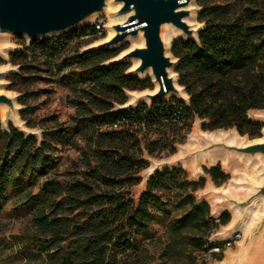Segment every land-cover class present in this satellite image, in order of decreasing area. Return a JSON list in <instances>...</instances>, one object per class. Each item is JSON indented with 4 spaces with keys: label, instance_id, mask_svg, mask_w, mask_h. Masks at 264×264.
<instances>
[{
    "label": "trees",
    "instance_id": "obj_1",
    "mask_svg": "<svg viewBox=\"0 0 264 264\" xmlns=\"http://www.w3.org/2000/svg\"><path fill=\"white\" fill-rule=\"evenodd\" d=\"M197 6L204 25L198 41L178 38L171 46L188 102L171 98L125 109L127 93L152 91V80L130 74L128 63H111L122 50H82L105 38L95 25L10 53L24 82L65 86L75 108L69 123L49 118L41 139L11 123L5 129L0 118V200H17L15 209L28 212L33 225L32 232L14 237L22 259L33 264L223 260L226 241L211 237L230 223L231 214L215 217L208 201L197 197L206 177L191 179L181 166L165 168L150 176L138 198L132 193L150 166L144 152L174 154L180 133L196 119L204 121L203 131L261 136L263 124L248 114L264 110V0H197ZM19 102L26 105L25 98ZM21 118L33 128L27 110ZM149 135L160 139L147 140ZM64 149L79 157L62 181L57 172ZM204 172L218 187L230 179L221 164ZM7 248L17 253L0 242V250ZM217 248L220 252L213 251Z\"/></svg>",
    "mask_w": 264,
    "mask_h": 264
},
{
    "label": "water",
    "instance_id": "obj_2",
    "mask_svg": "<svg viewBox=\"0 0 264 264\" xmlns=\"http://www.w3.org/2000/svg\"><path fill=\"white\" fill-rule=\"evenodd\" d=\"M108 3L117 6L113 12L118 17H123V24L111 25L115 32L112 38L97 42L84 51L117 50L124 46L129 38H140L143 44L134 46L128 51H122L119 56L111 61L113 64L136 62L129 73L141 79L150 77L153 85L158 84V89L144 92H128L132 101L124 106L132 109L142 103L152 105L166 98H179L185 102L189 97L184 88L180 87L176 68L178 60L168 48V43L163 38V29L170 27L178 31L181 38L189 41H198L203 28L193 27L191 21L194 18V7L197 0H0V35H12L26 39L30 44L38 41L54 38L89 26L98 16L106 13ZM170 49V50H169ZM170 51V54L168 53ZM4 72H0V106L10 115L15 123V128L27 136H34L28 131V127L20 118L21 109L17 108L18 97H10L1 89L5 86ZM6 124L5 120L1 121ZM217 150L238 155L245 160L257 162L264 158V140L237 145L220 140H210L202 147L193 150L190 156H206ZM182 159L166 163L158 170L173 168L182 164ZM155 171V172H156ZM154 172V173H155ZM153 173V174H154ZM254 192L244 195L243 200L230 193L222 194V203H228L237 211V216L253 198L260 199L263 203V211L256 222L247 229L244 241L239 245L238 254L229 258L235 261H243L253 250V243L257 235L254 232L264 223V168L261 173L260 185ZM239 221V220H238ZM234 224L229 229L234 230ZM264 238V228L262 230Z\"/></svg>",
    "mask_w": 264,
    "mask_h": 264
},
{
    "label": "rangeland",
    "instance_id": "obj_3",
    "mask_svg": "<svg viewBox=\"0 0 264 264\" xmlns=\"http://www.w3.org/2000/svg\"><path fill=\"white\" fill-rule=\"evenodd\" d=\"M199 12L200 8L195 6L193 10L194 18L191 23L195 28H204V25L199 23L197 20ZM114 17L118 16L115 15L113 11L107 12L106 10L104 15L96 17V19L89 26L84 28H90L98 21H104L103 30L105 38L102 40H105L107 39L110 26L114 23L111 20ZM82 29H79L75 32H78ZM173 32L174 31L170 27H165L163 29V38L168 43V48H170L172 42L178 38H181L179 34L171 40L170 37ZM24 44L26 46L31 45L24 38L8 34L0 35V72H4L6 74V77L3 79L5 86L1 89V91L10 97H18V102L16 105L17 108L21 109V112L23 110H27L28 120L33 125V128H28L27 130L32 132L37 138L41 139V128L43 125L50 126V122L48 121L49 118L55 116L61 122L69 123L71 121L72 116L75 114V108L71 103L74 99V95L70 93V91L65 86L60 85L57 82L47 83L35 81L28 84L24 82L22 76L17 75L19 73V67L14 66L9 62V56L11 52L23 50L25 47ZM142 44V40H137L134 42L128 41L124 46L118 48L117 50H122L125 52L134 46H141ZM88 47L89 46H86L82 50H85ZM168 53L170 54V51ZM128 64L131 66V68L134 67V62ZM153 86V90H155V85ZM21 98H25L26 105L20 104L19 100ZM21 112L19 114L20 118ZM248 115L252 120L259 121L263 124L261 136L258 138L253 139L247 135L241 136L235 129L217 130L213 132L203 131L202 124L204 121L196 119L190 130H184L180 133V137H182L183 140L180 143H176L174 145L176 150L174 154H169L170 149L162 152L159 157L149 156L147 152H144V158L149 162L150 166L141 174L143 182L133 189L132 193L134 197L138 198L139 195L144 191L148 179L158 168L166 163L174 162L180 158L183 160L180 166L186 170L189 178L196 180L202 176L207 178L206 187L197 193V197L199 199H205L208 201L213 216L218 217L222 212L228 211L231 214L232 221L235 210L230 204L222 203V194L230 193L231 196H235L238 199L243 200L244 195L254 192V188L259 186L261 182V173L262 169L264 168V158H259L257 162L252 163L249 160V162H247L248 166H246V160L244 158L223 150H217L216 155L220 156H218L216 160L212 159L213 156H216L214 155L215 152L206 154L204 157L190 156V154L193 150H195V148L205 146L207 141L210 140H220L229 144H231L230 141L231 137L233 136L235 137L234 141L241 137L247 144L262 140L264 138V110L251 111ZM1 121H3L2 118ZM24 123L26 124V122ZM9 124L10 123H6L2 125L5 129H7ZM11 124L13 123L11 122ZM159 139L160 136H147V140L153 141ZM177 140H179V137ZM81 146L83 147V144ZM60 156L61 160L57 173L59 174L60 180H68L70 178L69 172L74 167L73 164L78 160L79 153L73 149H64ZM217 164H221L224 171L230 176V179L219 187L216 186L210 177L204 172V168H211ZM249 167H254L255 171L257 172L258 180L250 177L251 168ZM259 202L263 207V203L260 199L253 198L252 201L242 209L239 214V221L236 223L234 230H230L228 228V225L231 223L230 221L227 226L221 227L211 237L212 240L225 242L226 240L231 239L235 233H240L242 235V240L239 241L233 248L224 250V258L222 261L218 262L216 260H212L210 257H206L204 263L221 264L224 260H228L231 255L239 252V245L244 241L247 234L245 225L246 223H250L253 220L255 216L253 211L256 209V205ZM16 207L17 200H0V242H8L14 246V248L16 247L14 237L33 231V225L28 212H19L17 209H15ZM263 228L264 223L260 224L257 227V230L254 232V235H259L256 237L257 239L252 245L254 252L262 251L264 253V238L262 237ZM14 248L13 251H17L16 248ZM12 254L13 252L9 248L0 250V257L3 258V262L5 264H33L29 260L22 259L19 256L18 251L14 256ZM11 256H13V259H11Z\"/></svg>",
    "mask_w": 264,
    "mask_h": 264
},
{
    "label": "bare ground",
    "instance_id": "obj_4",
    "mask_svg": "<svg viewBox=\"0 0 264 264\" xmlns=\"http://www.w3.org/2000/svg\"><path fill=\"white\" fill-rule=\"evenodd\" d=\"M117 9V6H113L111 5V3H108V6H107V12H110V11H114ZM114 23L113 25H120V24H123V20L124 18L123 17H114L111 19ZM96 28L100 26V21H98L96 24H95ZM115 35V32L111 29L108 30V36H107V39L109 38H112L113 36ZM179 35V32L178 31H174L170 37V39L172 40L175 36H178ZM140 41V38H137V39H132V38H129L128 41H131V42H134V41ZM136 65V62H134V66ZM155 85V90L158 89V84H154ZM132 101V97H130V100L129 102ZM0 112H1V118L2 120H5L6 118V123H14L12 117L10 115L6 116V111L3 107L0 106ZM235 137H231V143H236L237 145H246L247 143L245 141H243V139L241 137H239V139H236L234 141ZM264 140V138L262 139ZM218 156L220 155H216V156H213V160H216L218 158ZM247 162H249L248 160L245 161V165L248 166ZM251 168L250 170V177L251 178H254L256 180H258L257 178V172L255 171L254 167H249ZM262 211H263V207H262V204L259 202L257 203L256 205V209L253 211L255 216L253 218V220L250 222V223H246L245 227L246 229L250 228L255 222L256 220L261 216L262 214ZM239 218L237 216V211H234V214H233V219L231 221V223L228 225V228H230L231 226H233L234 224H236L238 222ZM238 254V252L236 253ZM235 254V255H236ZM221 264H264V253L262 251H251V253L249 254V257H247L245 260L243 261H235L234 257L233 258H229L228 260H224Z\"/></svg>",
    "mask_w": 264,
    "mask_h": 264
},
{
    "label": "built area",
    "instance_id": "obj_5",
    "mask_svg": "<svg viewBox=\"0 0 264 264\" xmlns=\"http://www.w3.org/2000/svg\"><path fill=\"white\" fill-rule=\"evenodd\" d=\"M104 21H100V26L97 27L99 31H103ZM102 34V33H101ZM242 240V235L240 233H235L231 239L226 240L225 249L233 248L239 241ZM214 252H220V249H214Z\"/></svg>",
    "mask_w": 264,
    "mask_h": 264
}]
</instances>
